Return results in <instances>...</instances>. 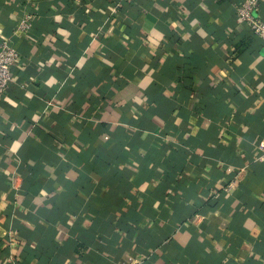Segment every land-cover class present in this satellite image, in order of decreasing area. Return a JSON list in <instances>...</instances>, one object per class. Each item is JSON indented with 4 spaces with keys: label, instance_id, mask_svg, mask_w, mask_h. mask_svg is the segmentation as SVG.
Returning <instances> with one entry per match:
<instances>
[{
    "label": "crops",
    "instance_id": "1",
    "mask_svg": "<svg viewBox=\"0 0 264 264\" xmlns=\"http://www.w3.org/2000/svg\"><path fill=\"white\" fill-rule=\"evenodd\" d=\"M241 1L0 0V264H264V42Z\"/></svg>",
    "mask_w": 264,
    "mask_h": 264
},
{
    "label": "built area",
    "instance_id": "2",
    "mask_svg": "<svg viewBox=\"0 0 264 264\" xmlns=\"http://www.w3.org/2000/svg\"><path fill=\"white\" fill-rule=\"evenodd\" d=\"M259 0H242L236 7L237 18L246 24L249 30L264 42V20L256 15ZM33 26V14H23L15 25L16 32L30 34ZM18 51L11 37L0 38V94L5 90L12 79L11 67L16 62ZM258 161L264 160V143L258 145ZM236 180L230 182L226 189L232 188Z\"/></svg>",
    "mask_w": 264,
    "mask_h": 264
}]
</instances>
